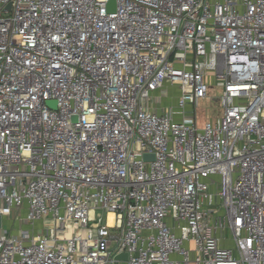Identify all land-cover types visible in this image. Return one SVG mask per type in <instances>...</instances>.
<instances>
[{
    "label": "built area",
    "instance_id": "obj_1",
    "mask_svg": "<svg viewBox=\"0 0 264 264\" xmlns=\"http://www.w3.org/2000/svg\"><path fill=\"white\" fill-rule=\"evenodd\" d=\"M109 1L0 0V264H264V0Z\"/></svg>",
    "mask_w": 264,
    "mask_h": 264
},
{
    "label": "rangeland",
    "instance_id": "obj_2",
    "mask_svg": "<svg viewBox=\"0 0 264 264\" xmlns=\"http://www.w3.org/2000/svg\"><path fill=\"white\" fill-rule=\"evenodd\" d=\"M174 93V91L172 90ZM220 95V91L215 90V97L214 99H204L200 100L198 105L193 107L190 106L186 110L187 113H190L195 118L196 125L201 127L205 122L214 120L217 116L221 114V108L218 101V96ZM164 96L165 95H161ZM7 225V222H4V226ZM1 233V230H0Z\"/></svg>",
    "mask_w": 264,
    "mask_h": 264
},
{
    "label": "water",
    "instance_id": "obj_3",
    "mask_svg": "<svg viewBox=\"0 0 264 264\" xmlns=\"http://www.w3.org/2000/svg\"><path fill=\"white\" fill-rule=\"evenodd\" d=\"M10 7V5H8V8ZM107 9L108 10H114V0H110L109 3H108V6H107ZM47 104L53 108H55V102L54 101H48ZM143 158L144 159H148V158H153L152 155H149V154H145L143 155ZM0 223H1V217H0ZM116 259H120V258H126V255L125 254H119L115 257Z\"/></svg>",
    "mask_w": 264,
    "mask_h": 264
},
{
    "label": "bare ground",
    "instance_id": "obj_4",
    "mask_svg": "<svg viewBox=\"0 0 264 264\" xmlns=\"http://www.w3.org/2000/svg\"><path fill=\"white\" fill-rule=\"evenodd\" d=\"M108 219H109V223H111V221H112V214H109Z\"/></svg>",
    "mask_w": 264,
    "mask_h": 264
}]
</instances>
